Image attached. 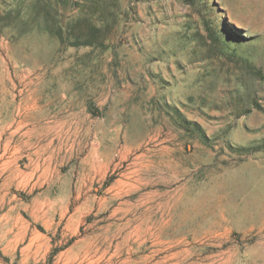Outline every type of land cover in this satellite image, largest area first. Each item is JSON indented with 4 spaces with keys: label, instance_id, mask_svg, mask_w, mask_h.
<instances>
[{
    "label": "rangeland",
    "instance_id": "1",
    "mask_svg": "<svg viewBox=\"0 0 264 264\" xmlns=\"http://www.w3.org/2000/svg\"><path fill=\"white\" fill-rule=\"evenodd\" d=\"M119 1L0 0V264H264V0Z\"/></svg>",
    "mask_w": 264,
    "mask_h": 264
},
{
    "label": "trees",
    "instance_id": "2",
    "mask_svg": "<svg viewBox=\"0 0 264 264\" xmlns=\"http://www.w3.org/2000/svg\"><path fill=\"white\" fill-rule=\"evenodd\" d=\"M119 3V0H79L64 17L51 12L50 8L55 11L56 6L52 0H19L16 6L18 14L41 16L42 27L53 32L60 43L77 46L102 45L109 23L121 13Z\"/></svg>",
    "mask_w": 264,
    "mask_h": 264
}]
</instances>
